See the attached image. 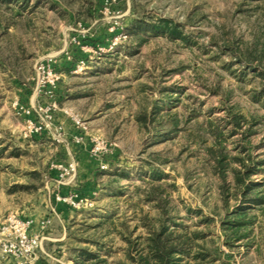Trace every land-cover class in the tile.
Masks as SVG:
<instances>
[{
  "label": "rangeland",
  "instance_id": "1",
  "mask_svg": "<svg viewBox=\"0 0 264 264\" xmlns=\"http://www.w3.org/2000/svg\"><path fill=\"white\" fill-rule=\"evenodd\" d=\"M161 20L154 32L137 28ZM261 73L264 0H0V222L49 219L38 254L47 264H74L76 244L103 264L127 263L120 233L145 234L142 217L158 210L144 195L158 185L179 227L231 255L209 264H264V204L248 209L247 236L229 250L206 156L219 131L231 159L254 163L264 197ZM229 114L243 119L235 132ZM70 162L74 175L61 177ZM70 193L94 203L62 209L66 235L54 241V195Z\"/></svg>",
  "mask_w": 264,
  "mask_h": 264
},
{
  "label": "trees",
  "instance_id": "2",
  "mask_svg": "<svg viewBox=\"0 0 264 264\" xmlns=\"http://www.w3.org/2000/svg\"><path fill=\"white\" fill-rule=\"evenodd\" d=\"M159 25H151L145 22L137 23V28L142 32H154L164 28V20ZM171 34H177L176 28L170 29ZM260 76L264 79V73ZM232 131L235 132L241 127L243 121L241 116L229 114ZM142 119L141 122H143ZM213 144L206 148L207 159L210 161L212 173L219 179V192L222 199L225 212L220 216V228L224 236V245L231 250L235 244L247 236V230L251 222L248 219V209L258 207L264 204V197L260 195L259 184L250 181V177L255 172L254 163L246 156L230 158L222 146V135L219 131H212ZM246 135V134H245ZM239 163L238 169L230 167L231 162ZM230 170L233 173V198L234 205L230 208L228 186L225 178L226 172ZM160 172L155 169L151 171L152 177H156ZM249 181V182H248ZM155 186V187H154ZM160 186L152 185L145 192L144 200L151 202L158 210L155 219L142 217V227L145 230L144 235L132 238V231L120 233L126 243L125 257L127 263L121 264H209L221 254L226 259L231 256L230 253L220 251L219 247L207 249L200 243L204 240V233L201 231L188 232L179 223L175 221L169 211L165 209V202L162 199ZM193 212V210H190ZM194 213H199L196 210ZM205 223L212 222L211 218L204 217L201 219ZM181 226V225H180ZM126 229V228H125ZM79 240V239H78ZM91 242L100 249L94 239H82L81 241ZM80 241V240H79ZM78 241V242H79ZM80 241V242H81ZM77 242V243H78ZM74 264H103L105 259L100 258L96 252L88 247H73ZM38 264H47L45 261H38Z\"/></svg>",
  "mask_w": 264,
  "mask_h": 264
},
{
  "label": "built area",
  "instance_id": "3",
  "mask_svg": "<svg viewBox=\"0 0 264 264\" xmlns=\"http://www.w3.org/2000/svg\"><path fill=\"white\" fill-rule=\"evenodd\" d=\"M74 125L84 128L78 119L74 121ZM75 168L74 162L64 167L59 166L62 171L61 177L74 175ZM54 201L63 203L73 210L90 208L94 203L92 199L81 197L77 193L56 194ZM49 222V219L36 221L16 213L7 214L0 222V257L9 264H38V254L42 250L43 240L46 239L44 231L48 228Z\"/></svg>",
  "mask_w": 264,
  "mask_h": 264
},
{
  "label": "crops",
  "instance_id": "4",
  "mask_svg": "<svg viewBox=\"0 0 264 264\" xmlns=\"http://www.w3.org/2000/svg\"><path fill=\"white\" fill-rule=\"evenodd\" d=\"M53 204H55V208L57 209V211L60 213L58 216H56L57 218H58V220H59V222H60V229H59V231H60V234H58V238H55V237H53L54 238V241H58V242H60L61 240H62V238H64L65 237V235H66V232H65V230H64V228H63V225H64V222H65V220H66V217H65V215H68L67 213L64 215V214H61V210L62 209H65V210H71L72 208H70V207H68L67 205H65V204H63V203H59V202H55L54 200H53ZM52 218V217H51ZM37 221V220H36ZM0 264H9L8 262H6L5 260H3L1 257H0Z\"/></svg>",
  "mask_w": 264,
  "mask_h": 264
}]
</instances>
